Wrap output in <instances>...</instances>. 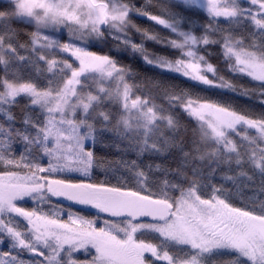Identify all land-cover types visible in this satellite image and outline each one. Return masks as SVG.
<instances>
[{
	"label": "snow or ice",
	"instance_id": "1",
	"mask_svg": "<svg viewBox=\"0 0 264 264\" xmlns=\"http://www.w3.org/2000/svg\"><path fill=\"white\" fill-rule=\"evenodd\" d=\"M0 264H264V0H0Z\"/></svg>",
	"mask_w": 264,
	"mask_h": 264
}]
</instances>
